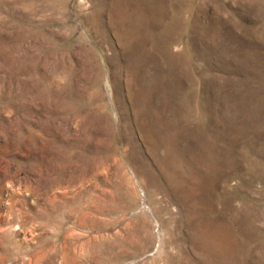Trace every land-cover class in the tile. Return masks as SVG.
Returning <instances> with one entry per match:
<instances>
[{
    "label": "rangeland",
    "instance_id": "rangeland-1",
    "mask_svg": "<svg viewBox=\"0 0 264 264\" xmlns=\"http://www.w3.org/2000/svg\"><path fill=\"white\" fill-rule=\"evenodd\" d=\"M0 264H264V0H0Z\"/></svg>",
    "mask_w": 264,
    "mask_h": 264
}]
</instances>
